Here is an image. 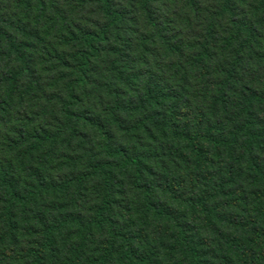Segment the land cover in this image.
Listing matches in <instances>:
<instances>
[{
	"label": "trees",
	"instance_id": "obj_1",
	"mask_svg": "<svg viewBox=\"0 0 264 264\" xmlns=\"http://www.w3.org/2000/svg\"><path fill=\"white\" fill-rule=\"evenodd\" d=\"M86 10L92 29L73 31ZM254 63L264 0H0V139L16 156L0 168V264H207L211 245L264 264ZM47 65L62 84L49 129L20 108Z\"/></svg>",
	"mask_w": 264,
	"mask_h": 264
},
{
	"label": "rangeland",
	"instance_id": "obj_2",
	"mask_svg": "<svg viewBox=\"0 0 264 264\" xmlns=\"http://www.w3.org/2000/svg\"><path fill=\"white\" fill-rule=\"evenodd\" d=\"M91 19H92L91 11L86 10V13L85 14L82 13L81 16L69 15V24L71 22V24H72L71 26H74V28H72V30L78 29L75 27H79L81 29H92V27H91L92 24H89V21H88V24L86 25V22L84 21V20H91ZM81 26H83V28ZM75 30H73V31H75ZM66 52L69 53L68 51H66ZM58 54H61V51H59ZM39 60L42 61L43 63L49 62L46 59H44L45 60L44 61L43 57H39V55H38L37 58L33 59V63L35 61V63L38 64ZM56 62H57V60L55 58H51L50 63L55 65ZM70 64H71V61H70ZM252 65L254 67V68H252V70L255 72V74H262L263 75L262 78L264 79V67L261 66V68H260L259 65H257L256 63H254ZM47 66L48 67H45L44 70L42 68L39 69V75L38 76L41 77L40 78L41 87H39V91H38L40 94H37V99L39 100L38 104L28 102V101H30V98H28L27 100L24 101V103L21 101L22 106L20 108L25 110L26 111L25 113L29 117L38 116V119H37L36 124H35L36 127L49 129V125L51 122V118L54 115L53 112H54V108H55V105H53L51 103V97L53 94H56V92H59L61 90L62 84L59 85L57 83V79L59 77L57 74H51L49 72L47 74H44L45 73L44 71H48L49 69H51L53 67L50 65H47ZM49 101H50V104L47 103ZM30 107H32V108L35 107V109L30 110ZM11 126L17 127L14 124H11ZM6 133H7L6 131H4V133L2 131V134H6ZM6 137H7L6 135L4 137L1 136V139H0V168L7 166L10 163V160H15V158H16L15 155H12V156L8 155V152L6 149L7 146L5 147V145H4L5 141L3 142V140H2L3 138L5 140ZM10 138H15V136L10 135ZM120 139L121 138H118V141ZM72 169L73 168L71 167V168H68L67 170H64V171L61 170V172L54 170V171H52V173L54 176L59 177L61 174L64 175V173L65 174L70 173L72 171ZM20 174H21V177L24 179L27 173L24 171H21ZM121 193L131 195V193H128L126 191L125 187L123 188ZM130 198H131V196H129V197L123 196L122 198H119L120 204L116 205L117 211H115V213L117 214V217H118V219H117L118 223H119V221L122 220L121 222L123 224L126 225V224L130 223L132 225V222H134V220H135V217L132 215L135 213L136 200H134V199L132 200V198L131 199ZM91 200H92V198H90L89 195H84L82 197V200H81L82 204L80 206H78L79 212H84L87 209L86 207L88 206V203ZM131 217H132V220H131L132 222L129 220ZM164 231H165L164 229H160L155 237L151 236V238H153L151 241L152 245H156L157 248H159L161 246L162 240L164 239L163 238L164 237ZM238 231H239V232H237L238 235H242L244 233L243 228H238ZM145 239H146V237H145ZM148 246H149V244L146 246L147 249H149ZM208 251L212 252V253L207 254V258H206L207 264H224V262H223L225 259L224 257L231 259L230 256L228 257L227 252H225L223 255L220 254V252L218 251V247L215 248L214 245H211L210 249H208ZM221 259H223V260H221ZM232 260H236V258L234 256H232Z\"/></svg>",
	"mask_w": 264,
	"mask_h": 264
}]
</instances>
